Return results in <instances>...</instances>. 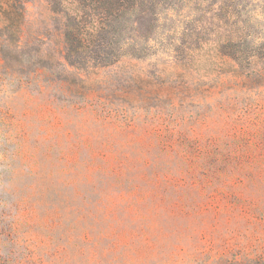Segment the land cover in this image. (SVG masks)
<instances>
[{"label":"rangeland","instance_id":"374dc122","mask_svg":"<svg viewBox=\"0 0 264 264\" xmlns=\"http://www.w3.org/2000/svg\"><path fill=\"white\" fill-rule=\"evenodd\" d=\"M21 1L0 15V264L264 263V0Z\"/></svg>","mask_w":264,"mask_h":264},{"label":"trees","instance_id":"16d2710c","mask_svg":"<svg viewBox=\"0 0 264 264\" xmlns=\"http://www.w3.org/2000/svg\"><path fill=\"white\" fill-rule=\"evenodd\" d=\"M50 4H55V6L53 7L54 10H56V6H62L63 2H58V0H48ZM81 1H86V0H81ZM101 5H108V4H112V7H114L113 11H108L111 10L110 8H106L107 12H109L114 19L116 20H120L122 19V15L125 14L127 11H122L121 8H125L126 3L132 2V4L135 1H141V0H97ZM159 0H144V2H150V3H155ZM25 6H26V2L25 1H21V0H0V15L3 16V18H5L6 20H10V19H16L17 17H23L24 14V10H25ZM80 7V6H79ZM131 8V7H130ZM131 11V10H130ZM76 14L79 13V11H75ZM112 12V13H111ZM122 12V14H121ZM61 11L59 9H57V14H60ZM67 17L68 21H71V26L66 25L65 26V34L67 35V39L70 42H77L78 43V47L77 49H84L85 46L83 44L82 39L75 33H77V31H79V22L77 21V16H73L69 13L65 14ZM235 18V16H234ZM141 19V18H140ZM108 20V19H107ZM107 20L105 22H107ZM155 20V19H154ZM109 21L107 23H103L101 26H103L102 28H100L101 31H103L105 26H108ZM96 32H99L98 30ZM144 38H146V41L148 42L150 40L149 36H145ZM245 40L242 38H235L233 37V35H231V37H229L228 39H226L225 41H221L224 48H226L227 50H229L230 48H232L234 50V47L236 45H238V47L241 46V42ZM73 46V44H71ZM229 56H231L235 61H240L242 58H245V53L244 51H233L231 54H229ZM247 58V57H246ZM264 76V66L262 65L260 68L258 69H253L251 71V75L249 77V79H254L257 80L261 77ZM260 150L264 151V145L262 146V148ZM200 168L204 169L205 171H208L209 173H212V165H210L209 163H203ZM264 264V263H262Z\"/></svg>","mask_w":264,"mask_h":264}]
</instances>
